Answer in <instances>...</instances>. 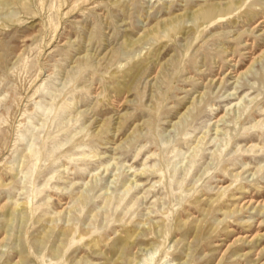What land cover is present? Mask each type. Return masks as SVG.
<instances>
[{
    "label": "rangeland",
    "instance_id": "374dc122",
    "mask_svg": "<svg viewBox=\"0 0 264 264\" xmlns=\"http://www.w3.org/2000/svg\"><path fill=\"white\" fill-rule=\"evenodd\" d=\"M0 264H264V0H0Z\"/></svg>",
    "mask_w": 264,
    "mask_h": 264
},
{
    "label": "bare ground",
    "instance_id": "6f19581e",
    "mask_svg": "<svg viewBox=\"0 0 264 264\" xmlns=\"http://www.w3.org/2000/svg\"><path fill=\"white\" fill-rule=\"evenodd\" d=\"M250 200H247V202H249ZM133 232V229L132 228H129L126 230V233H132ZM131 235V234H130ZM130 235H127V236H124V237H121V238H116L115 239V242L116 244L115 245H118V248L117 249H121L120 252L121 254H127V251L128 249H130V247L134 244V240H129L130 238ZM132 248V247H131ZM110 253H115V250L112 248ZM126 257V256H125ZM120 258V256H119ZM134 260V259H133Z\"/></svg>",
    "mask_w": 264,
    "mask_h": 264
}]
</instances>
